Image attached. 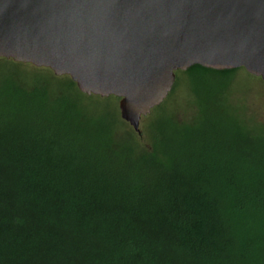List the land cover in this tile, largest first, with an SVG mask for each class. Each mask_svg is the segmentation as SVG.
Instances as JSON below:
<instances>
[{
    "label": "trees",
    "instance_id": "trees-1",
    "mask_svg": "<svg viewBox=\"0 0 264 264\" xmlns=\"http://www.w3.org/2000/svg\"><path fill=\"white\" fill-rule=\"evenodd\" d=\"M235 70H186L202 120L139 157L77 102L2 82L0 264H264V139L216 109Z\"/></svg>",
    "mask_w": 264,
    "mask_h": 264
},
{
    "label": "water",
    "instance_id": "water-1",
    "mask_svg": "<svg viewBox=\"0 0 264 264\" xmlns=\"http://www.w3.org/2000/svg\"><path fill=\"white\" fill-rule=\"evenodd\" d=\"M0 58L118 98L140 134L176 72L243 68L264 83V0H0Z\"/></svg>",
    "mask_w": 264,
    "mask_h": 264
},
{
    "label": "rangeland",
    "instance_id": "rangeland-1",
    "mask_svg": "<svg viewBox=\"0 0 264 264\" xmlns=\"http://www.w3.org/2000/svg\"><path fill=\"white\" fill-rule=\"evenodd\" d=\"M4 81L29 90L44 87L51 98L66 96L77 102L86 116L102 117L108 122L109 142L113 148L129 149L134 157L151 152L165 135L198 125L205 109L204 101L193 91L187 71L175 73L174 86L168 97L140 120V134L121 119L118 98L83 95L68 76L56 77L48 68L0 58V84ZM216 109L243 132L264 139V83L260 78L243 68L236 69L228 88L216 101Z\"/></svg>",
    "mask_w": 264,
    "mask_h": 264
}]
</instances>
